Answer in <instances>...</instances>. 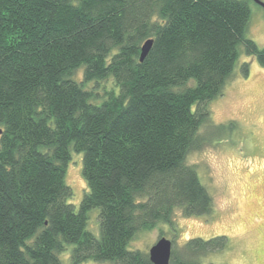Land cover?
<instances>
[{
  "label": "trees",
  "instance_id": "1",
  "mask_svg": "<svg viewBox=\"0 0 264 264\" xmlns=\"http://www.w3.org/2000/svg\"><path fill=\"white\" fill-rule=\"evenodd\" d=\"M250 14L247 0H0V264H62L68 245L70 264H153L127 248L137 231L174 229L176 209L209 214L186 157L204 142L207 104L239 45L264 66V44L245 35ZM71 150L87 184L77 209ZM92 208L98 236L86 227ZM226 243L188 238L169 264H203Z\"/></svg>",
  "mask_w": 264,
  "mask_h": 264
},
{
  "label": "rangeland",
  "instance_id": "2",
  "mask_svg": "<svg viewBox=\"0 0 264 264\" xmlns=\"http://www.w3.org/2000/svg\"><path fill=\"white\" fill-rule=\"evenodd\" d=\"M247 1L251 14L245 35L263 45L264 7L254 0ZM239 52L222 93L207 104L209 120L199 130L203 144L186 157V163L195 166L212 196L211 212L185 216L176 209L172 216L174 229L163 221L141 229L129 240L128 249L148 251L162 235L172 239L179 250L188 238L222 234L227 237L226 246L207 252L203 264H264V66L254 56L246 55L242 45ZM244 62L248 64L247 75L242 72ZM81 74L82 69H78L74 78L80 80ZM112 85L108 78L98 84L97 90L102 93V86ZM81 158V153L71 150L65 171V182L71 189L68 202L76 209L87 191ZM97 216V208L87 212L86 227L95 236L99 235ZM71 247L68 245L58 255L62 264H70ZM81 264L109 263L85 260Z\"/></svg>",
  "mask_w": 264,
  "mask_h": 264
},
{
  "label": "water",
  "instance_id": "3",
  "mask_svg": "<svg viewBox=\"0 0 264 264\" xmlns=\"http://www.w3.org/2000/svg\"><path fill=\"white\" fill-rule=\"evenodd\" d=\"M264 7V2L260 0H254ZM152 44V39H147L143 42L141 46L140 60H142L147 54L150 46ZM2 128L0 127V134ZM172 248V241L164 236L160 237L154 244H152L148 249L149 259L153 264H169L170 254Z\"/></svg>",
  "mask_w": 264,
  "mask_h": 264
}]
</instances>
